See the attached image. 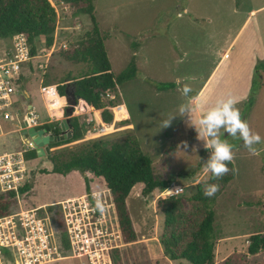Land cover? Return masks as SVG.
Returning <instances> with one entry per match:
<instances>
[{
  "label": "rangeland",
  "instance_id": "374dc122",
  "mask_svg": "<svg viewBox=\"0 0 264 264\" xmlns=\"http://www.w3.org/2000/svg\"><path fill=\"white\" fill-rule=\"evenodd\" d=\"M58 2H53L57 15L54 45L48 49L45 39L39 38L37 52L40 58L26 66L23 72L25 90L32 92V100L45 118L47 114L41 88L47 83L57 86L63 82V85H68L69 100L73 101V80H66L82 76L88 71V63L79 62L77 55L89 46L88 39L94 28L88 16L79 15L76 8ZM94 5L97 25L105 40L113 73L115 76L124 73L136 55L138 76L132 83H126L104 99V103L115 101L117 106L123 102L126 108L123 107L124 111L107 126L106 134L101 135L99 121L91 127L95 135L90 137L85 117L79 116L84 139L51 150L73 148L76 144L120 133L121 123L117 121L126 113L133 121L136 132L128 130L130 133L113 138L124 139L131 135L137 139L144 153L153 160L155 178L184 189L183 195L178 196L181 218L177 233H188L185 236L187 241L189 229L206 216L207 205L195 198L198 189L204 190L209 184H219V192L210 199L208 205L215 212L214 264L264 263V252L255 256L248 253L251 236L264 233V144L257 145L259 152L253 155L243 147L242 140L232 139L222 131L221 138H227L235 145L232 163L236 174L228 184H222L203 168V163L210 156V150L205 148L203 141L207 138L198 139L195 127L185 135L181 124L188 114L179 115L181 104L189 106L187 97L180 90L187 84L196 92L227 52L230 63H234L230 75L234 81L230 95L239 99L237 107L252 131L264 138V76L256 91V102L252 108H247L254 73L253 58L256 62L264 61V0H95ZM252 10H256V13L251 14ZM4 44L10 46L11 41ZM64 45L66 48H63ZM73 57L77 58L73 60ZM42 64L44 68L40 69L38 66ZM192 77L198 81H192ZM173 83L176 90H158L159 84ZM245 94L246 99L241 98ZM62 100L59 99L58 108L62 107ZM98 114L100 116V111ZM58 116H61V111ZM170 116H176L171 126L162 129L161 121ZM64 118L68 117L65 115ZM21 140L19 134H14L0 142L5 144L6 151H11L12 146L14 149L20 146ZM185 143L187 148L184 147ZM194 148L196 151H193ZM44 166L51 169L45 158L31 164L30 168L38 169L33 173L36 181L45 175L40 171ZM196 171L199 172L194 174ZM91 186L94 190L103 187L98 179ZM143 189L144 185L133 189L127 206L140 239L145 241L151 238L154 242L126 245L121 250L119 263L188 264L181 260L166 259L161 245V239L167 236L163 209L168 203L163 199L169 200L170 197L163 198L160 189L145 197ZM84 190V184L78 176L68 180L44 176L25 198L24 208L38 207L33 205L35 197L49 203L65 199L64 196L68 194H83ZM56 218L62 221L59 213H56ZM57 264L81 262L67 260Z\"/></svg>",
  "mask_w": 264,
  "mask_h": 264
},
{
  "label": "trees",
  "instance_id": "16d2710c",
  "mask_svg": "<svg viewBox=\"0 0 264 264\" xmlns=\"http://www.w3.org/2000/svg\"><path fill=\"white\" fill-rule=\"evenodd\" d=\"M54 1H60L76 8L79 15L88 16L94 28L91 38L88 39V47L78 56L79 62H87L88 71L77 78L68 79L74 87L76 97L84 100L89 106L100 111L103 123L111 125L114 115L108 107H116L115 101L104 103V99L112 95L117 89L126 83L132 82L138 76L135 57L129 68L122 74L115 76L112 71L105 40L100 34L95 16V0H0V40H7L17 34H25L32 46L33 54H37V41L44 38L46 47L51 49L54 43L56 28V7ZM59 3V2H58ZM76 56V55H75ZM77 57H73L75 60ZM264 76V61H258L254 68L251 92L248 97L247 108L253 107L256 102V91ZM24 80V77H22ZM61 82L55 86L59 95L66 99L68 85ZM49 84L45 87H50ZM158 90H170L175 84H159ZM66 117L69 115L66 113ZM70 128L73 138L69 141L51 144V148L78 142L84 139L82 123L78 117H71ZM42 129L53 132V135L62 134L61 123L44 125ZM128 130L120 131L115 135H107L93 141H87L74 145L73 148L66 147L42 157L51 165V169L42 167L40 171L45 175L58 174L67 177L78 173L85 181L86 192L93 190L92 182L95 179L102 181V186L109 189L113 195L115 209L122 232L123 242L126 245H134L138 240V234L134 228L133 220L127 206V200L133 189L138 185H144L142 191L145 197L151 195L155 190H166L171 185L160 182L155 178L153 160L144 153L137 139L129 135L127 138L114 139L117 135H126ZM130 133V132H129ZM121 137V136H120ZM31 161L42 159L37 151L26 154ZM234 169L233 163L228 165ZM38 170V169H37ZM33 170L29 174V180L22 188V194H29L35 189L36 178ZM196 171L194 174H197ZM235 169L228 175L219 179L222 184H228L235 178ZM196 201L204 202L206 216L192 229L185 241V233H177V226L181 218L179 197H170L165 200L168 206L164 207L166 216V238L161 239V245L165 256L171 261H185L188 264H214L215 261V212L210 208V198L204 195L202 188L198 189ZM16 203L4 200L0 197V216L9 214ZM34 206H28L31 208ZM18 209V208H16ZM264 252V233L252 235L248 247V253L255 256ZM121 251L115 252V263L120 264ZM264 264V263H261Z\"/></svg>",
  "mask_w": 264,
  "mask_h": 264
},
{
  "label": "built area",
  "instance_id": "2783aa9c",
  "mask_svg": "<svg viewBox=\"0 0 264 264\" xmlns=\"http://www.w3.org/2000/svg\"><path fill=\"white\" fill-rule=\"evenodd\" d=\"M10 41L11 45L6 44V48L0 51V141L14 134H19L22 140L20 146L16 149L12 146L11 151H6L5 144L0 142V197L14 201L18 208H12L9 214L0 216V264H55L70 259L86 264H113L111 255L121 251L126 244L109 189L88 192L50 206L24 208L21 190L30 177V161L26 154L38 151L36 143L26 138L24 132L61 123L65 119L67 103L65 98L60 97L57 88L50 86L42 88L49 113L44 122L34 108L24 106L18 99L23 72L26 66L40 57L38 52L33 54L25 34H17ZM38 67L43 69L44 65ZM55 96L64 100V105L60 107L61 116L50 110V105L56 104L53 102ZM78 102L73 117H85L87 133L91 137L95 135L91 127L98 123L93 108L89 110L90 106L84 100ZM109 109L116 116V111H121L122 106ZM98 124L102 126L101 135L106 134L108 125L103 124L102 120ZM45 135L51 136L53 132L47 131ZM176 189L182 187L173 184L166 189L172 193L164 190L160 195L163 198L183 195L184 189L174 192ZM97 199L104 205L103 213L96 207ZM54 207L57 210L51 211ZM53 212L59 213L62 221H58Z\"/></svg>",
  "mask_w": 264,
  "mask_h": 264
},
{
  "label": "clouds",
  "instance_id": "9594fccd",
  "mask_svg": "<svg viewBox=\"0 0 264 264\" xmlns=\"http://www.w3.org/2000/svg\"><path fill=\"white\" fill-rule=\"evenodd\" d=\"M180 90V89H178ZM184 95L191 91V88L186 84L180 90ZM239 99L236 96L229 95L226 98L218 100L213 107L199 119L195 126L198 139L206 137L205 148L210 150V156L206 162L203 163L204 171L211 172L212 176L219 180L228 175L234 169H230L228 165L235 159V145L229 142L227 138L222 139L221 133L227 134L232 139H240L243 141V147L246 148L253 155H257L259 149L257 145L264 144V138L258 133H254L249 125V122L242 118L240 109L237 107ZM191 108L187 105L181 104L179 106V115L183 116L186 113L191 117ZM176 116H170L168 119L161 121L162 129L171 126L173 119ZM187 148V143L184 144ZM193 151H196L194 148ZM220 190L219 184H209L204 189V195L207 198H213ZM172 193L173 191L165 190ZM183 189H176L174 192H181ZM97 209L103 213L105 211L104 205L100 199L96 200Z\"/></svg>",
  "mask_w": 264,
  "mask_h": 264
},
{
  "label": "crops",
  "instance_id": "0c3cea01",
  "mask_svg": "<svg viewBox=\"0 0 264 264\" xmlns=\"http://www.w3.org/2000/svg\"><path fill=\"white\" fill-rule=\"evenodd\" d=\"M254 13H256V10H252L251 11V14H254ZM249 19H250V17L247 19V21ZM10 39L1 40L0 41V44H2V46H0V51L3 50L4 48H6V44H4V43H6L7 41H10ZM134 57H136V55H134ZM229 59H228V54L226 52L220 58L219 62L217 63V65L215 66V68L213 69V71L211 72L209 77L207 78V80H205V82L199 87V89L196 92L191 89V91L188 92L187 95H185L187 97V99H188L187 100L188 104H189V106H190V108L192 110L191 111V117L188 114L186 116V118L184 119L183 123L181 124V128H182V130H183L185 135H187L189 132L194 130L195 126L191 124V118L193 119V123L197 124L199 119L207 112V110H209L211 107H213L218 100H220L222 98H226V97H228L231 94V88H232V85H233L234 81H233V78H231L230 75H231V69H232L234 63H230ZM256 63H257L256 60L253 58V65H252L253 72H254V68H255ZM253 75H254V73H253ZM191 80L194 81V82L198 81L194 77H192ZM252 81H253V77H252ZM174 90H176V87L174 88ZM242 91H245V90L243 89ZM242 91H241V93H243ZM40 93H41L43 105L45 107L46 114H47L46 118L43 117V115L38 110L37 105L33 102V100H32V92H30L29 90H25L24 80H23V84H22L21 94L18 95V99L23 101V103L26 104V107L27 106H31L32 108H34L37 111V113H38V115L40 117V120L44 122L48 118L49 113H48V110H47V107H46V104H45V101H44V97H43V94H42V88H41V92ZM241 98H245L246 99V94H245V96H243ZM119 106H122V107L125 108V104H123V102ZM109 108H113V107H108V110H110ZM125 110H126V108H125ZM51 111H52V109H51ZM60 111L61 110L59 109L58 110V115H59ZM92 111L94 113L96 121L97 122L101 121L102 119H101V117L98 114L99 111L95 110L94 108H93ZM114 117H116V116L114 115ZM120 117L121 118H118L117 122L121 123L120 127H119L121 131L133 130L134 132H136L135 126L133 124V121L130 119L129 115L124 113ZM197 136H198V134H197ZM195 144L197 145V143H195ZM195 144H194V146H195ZM32 163H33V161H31L29 163V174H30L31 171L34 170V168H30ZM44 176H48V175H44ZM44 176H40L39 179H37L38 182H36L35 188L37 187V183H39L41 178L44 177ZM51 176H56V178H59V179H62V180H68V179H71L74 176H78L80 178V180L83 182L84 187H85V181L82 178V176L80 174H78V173L70 174L67 177H64V176H61V175H58V174H52ZM95 182H96V179L92 182V184L94 185ZM103 189H106V188L102 187L101 190H103ZM96 191H100V190H94L93 189L91 192H96ZM85 193H88V192H86V188H85L83 194H72V195L68 194L67 196H64L65 199H61V200L57 199L56 201H52V202H49V203H46V201L42 202L40 200V198L35 197V198H33V205L40 206V207L41 206H45V205L46 206H50L52 204H56V203L65 201L67 199L80 197V196L84 195ZM29 194H23V196H22L23 205H24L25 198L28 197ZM16 206L17 205L15 204L13 208L16 209ZM56 210H57L56 207L51 208V211H56ZM53 213H57V212H53ZM136 232L138 234L137 230H136ZM138 240L139 241L136 244L130 245V246H137L139 244H149L151 242H154V240L151 239V238H146L145 241H142L140 239L139 235H138ZM156 242L159 243V240L156 239ZM114 259H115V253H113L111 255V260H112L113 264H116ZM166 259H168V258H166ZM70 260H75V259H70ZM64 261H67V260H64ZM76 261H80V260H76ZM60 262H63V261H60ZM80 262H81V264H86L84 261H80ZM55 264H57V263H55Z\"/></svg>",
  "mask_w": 264,
  "mask_h": 264
},
{
  "label": "water",
  "instance_id": "95a60500",
  "mask_svg": "<svg viewBox=\"0 0 264 264\" xmlns=\"http://www.w3.org/2000/svg\"><path fill=\"white\" fill-rule=\"evenodd\" d=\"M68 95L69 94L67 93L66 101L69 105L66 109V113L69 115V117L61 122L62 134L60 136H46L45 133L47 132V130L45 129H31L28 132H24L25 137L33 140L38 146L37 153L41 158L51 155V153L53 152L50 147L51 144L69 141L73 138V133L70 128L71 117H73L74 107L77 105V102L82 99L76 97L75 91H73V93L71 94L73 101L69 100Z\"/></svg>",
  "mask_w": 264,
  "mask_h": 264
},
{
  "label": "bare ground",
  "instance_id": "6f19581e",
  "mask_svg": "<svg viewBox=\"0 0 264 264\" xmlns=\"http://www.w3.org/2000/svg\"><path fill=\"white\" fill-rule=\"evenodd\" d=\"M54 99V103H56L55 105H53V104H51L50 105V110L52 109V113H55L56 112V114L58 115V110L60 109V107L58 108V105H59V97H54L53 98ZM62 100V99H61ZM63 101V100H62ZM63 104H64V102H63ZM124 111V108L122 107V109H121V111H116V117L118 116V115H120L122 112Z\"/></svg>",
  "mask_w": 264,
  "mask_h": 264
}]
</instances>
